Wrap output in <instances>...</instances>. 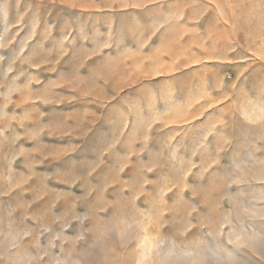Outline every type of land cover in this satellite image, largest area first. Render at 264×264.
<instances>
[{"label": "rangeland", "instance_id": "rangeland-1", "mask_svg": "<svg viewBox=\"0 0 264 264\" xmlns=\"http://www.w3.org/2000/svg\"><path fill=\"white\" fill-rule=\"evenodd\" d=\"M0 264H264V0H0Z\"/></svg>", "mask_w": 264, "mask_h": 264}]
</instances>
